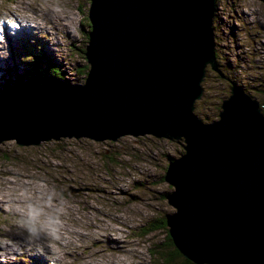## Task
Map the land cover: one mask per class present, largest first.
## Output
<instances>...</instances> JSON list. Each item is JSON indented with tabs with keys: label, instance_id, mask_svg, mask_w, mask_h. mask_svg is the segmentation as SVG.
Listing matches in <instances>:
<instances>
[{
	"label": "rangeland",
	"instance_id": "obj_1",
	"mask_svg": "<svg viewBox=\"0 0 264 264\" xmlns=\"http://www.w3.org/2000/svg\"><path fill=\"white\" fill-rule=\"evenodd\" d=\"M93 1L0 0V16L21 26L0 40V96L7 84L24 80L41 55L60 66L71 85L84 82L89 64L81 47ZM212 26L217 69L207 65L194 113L217 119L233 84L264 112V0H215ZM30 28L40 31L25 41ZM76 87L19 95L46 110L54 100L68 106ZM4 98L0 103L17 100ZM66 130L72 132L36 143L12 131L0 134V264H156L150 246L167 230L141 231L176 210L166 197L174 186L164 174L169 160L185 151L183 139L146 132L99 140ZM14 250L17 258L2 257Z\"/></svg>",
	"mask_w": 264,
	"mask_h": 264
},
{
	"label": "water",
	"instance_id": "obj_2",
	"mask_svg": "<svg viewBox=\"0 0 264 264\" xmlns=\"http://www.w3.org/2000/svg\"><path fill=\"white\" fill-rule=\"evenodd\" d=\"M214 9L215 0H94L89 68L82 84L66 85L77 90L69 117L57 123L64 129L31 142L66 135L68 125L99 140L146 132L182 138L185 151L164 174L174 186L166 194L176 208L166 215L174 244L198 263L264 264L259 102L233 84L217 119L193 111L207 65L217 69Z\"/></svg>",
	"mask_w": 264,
	"mask_h": 264
},
{
	"label": "trees",
	"instance_id": "obj_3",
	"mask_svg": "<svg viewBox=\"0 0 264 264\" xmlns=\"http://www.w3.org/2000/svg\"><path fill=\"white\" fill-rule=\"evenodd\" d=\"M88 21H89V25H91L90 24L91 21L89 17H88ZM86 37H88L89 39L88 32ZM81 51L82 53H84L85 58H87L85 54L86 45L84 47H81ZM44 62H46V67H44V64L41 62V60L39 62L33 61L30 64L29 70L27 71V73H25L26 76L24 80L16 81L17 84L15 87H12L9 84H7L6 91L4 93L18 94L17 92L23 93L25 91L33 93L43 90L42 92H38V93H41L40 95L43 94L46 95L47 93H45L44 89L47 88L48 86L60 87L70 84V80H67L66 78L63 77L64 74H62L63 71L60 66L56 65L52 61H44ZM87 64H89L88 61ZM4 93L3 92L1 93L0 98H2ZM49 105L50 106H48L47 109L43 111H46L51 121L57 124L65 120L67 117H69L70 114H68L66 110L67 108H69V106L63 105V103L60 100H54L53 105L51 104ZM259 105L261 104L259 103ZM45 128L64 129L63 125H59V124H57L56 127L47 126ZM41 132H43V130ZM152 221L148 222V226L146 228H143L141 232L147 233L157 228H163L167 230L165 232L166 237L164 238L163 241L156 242L152 244L153 246H150V255L156 261V264H210L208 262H201V263L195 262L191 258L185 256L179 250V248L174 244L172 236L170 235L169 228L167 226L166 216L153 218Z\"/></svg>",
	"mask_w": 264,
	"mask_h": 264
},
{
	"label": "bare ground",
	"instance_id": "obj_4",
	"mask_svg": "<svg viewBox=\"0 0 264 264\" xmlns=\"http://www.w3.org/2000/svg\"><path fill=\"white\" fill-rule=\"evenodd\" d=\"M17 93L22 94L20 92ZM13 96L17 97L16 101L13 102L6 101L0 103V130L3 129L0 131V134H5V132L7 131H12L18 136L20 135L22 137L26 136L25 138L31 139L33 137L28 135L29 132H33L35 134L41 132L42 130L43 133L41 134H50L53 132L50 131L52 129H46L45 127L47 126L56 127L57 124L49 119L48 114L46 113V111H43V109H35L29 106L28 94H25L24 96H20L14 93H6L5 97L10 98ZM0 100H2V98H0ZM79 122L82 124L83 120H80ZM69 127L70 126L68 125L66 129H68ZM59 131H62V129L56 130V132ZM205 245H209V242L206 241ZM213 259H215V257H213Z\"/></svg>",
	"mask_w": 264,
	"mask_h": 264
},
{
	"label": "clouds",
	"instance_id": "obj_5",
	"mask_svg": "<svg viewBox=\"0 0 264 264\" xmlns=\"http://www.w3.org/2000/svg\"><path fill=\"white\" fill-rule=\"evenodd\" d=\"M0 40H3V35H2V27H0ZM5 94V93H4ZM3 94V95H4ZM37 96V95H36Z\"/></svg>",
	"mask_w": 264,
	"mask_h": 264
}]
</instances>
